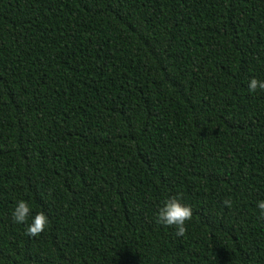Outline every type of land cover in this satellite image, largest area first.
I'll use <instances>...</instances> for the list:
<instances>
[{
    "label": "trees",
    "instance_id": "obj_1",
    "mask_svg": "<svg viewBox=\"0 0 264 264\" xmlns=\"http://www.w3.org/2000/svg\"><path fill=\"white\" fill-rule=\"evenodd\" d=\"M253 77L264 0H0V264H264Z\"/></svg>",
    "mask_w": 264,
    "mask_h": 264
},
{
    "label": "clouds",
    "instance_id": "obj_2",
    "mask_svg": "<svg viewBox=\"0 0 264 264\" xmlns=\"http://www.w3.org/2000/svg\"><path fill=\"white\" fill-rule=\"evenodd\" d=\"M264 90V81L253 77L248 83L249 93H254L257 90ZM224 204L231 208L232 202L228 199L224 200ZM260 210L261 219H264V200L257 203ZM31 214V208L27 201L19 200L12 212V219L14 223L26 224ZM193 210L191 206L184 205L179 199L172 197L165 201L164 206L160 207L157 212V223L164 226H175L176 235L184 236L187 232L186 223L191 221ZM48 217L39 212L34 215L32 222L27 224L25 234L30 237H38L45 231L48 225Z\"/></svg>",
    "mask_w": 264,
    "mask_h": 264
}]
</instances>
